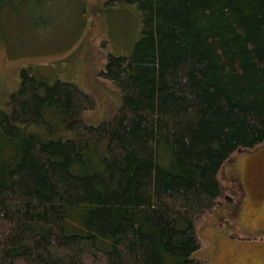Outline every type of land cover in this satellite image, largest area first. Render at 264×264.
Listing matches in <instances>:
<instances>
[{
	"label": "trees",
	"instance_id": "trees-1",
	"mask_svg": "<svg viewBox=\"0 0 264 264\" xmlns=\"http://www.w3.org/2000/svg\"><path fill=\"white\" fill-rule=\"evenodd\" d=\"M96 12L109 117L85 121L92 94L30 67L0 104V264H206L196 219L217 207L225 161L264 142V0ZM89 18L88 0H0V46L5 25L28 50L19 37L55 39L70 20L67 53Z\"/></svg>",
	"mask_w": 264,
	"mask_h": 264
},
{
	"label": "rangeland",
	"instance_id": "rangeland-1",
	"mask_svg": "<svg viewBox=\"0 0 264 264\" xmlns=\"http://www.w3.org/2000/svg\"><path fill=\"white\" fill-rule=\"evenodd\" d=\"M88 2L87 30L80 43L67 53L56 50L69 47L74 36L69 32L78 28L77 22L66 20L55 39L52 36L41 42L30 36L19 37L28 50L15 46L17 41L10 37L14 29L5 25L11 33H3L6 51L0 46V104L20 81L21 69L30 67L47 77L72 80L92 94L97 102L96 109L84 115L85 121L98 122L114 112L118 107L116 90L98 74L107 48L102 19L96 12L102 0ZM112 35L118 37L117 32ZM43 47L56 53L38 55L43 53L40 52ZM219 179L223 194L217 207L196 219L202 246L195 255L204 258L206 264H264V142L253 149L234 152L223 164Z\"/></svg>",
	"mask_w": 264,
	"mask_h": 264
}]
</instances>
